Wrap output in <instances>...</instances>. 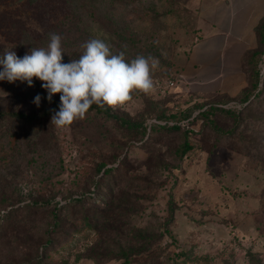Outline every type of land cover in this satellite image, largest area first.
<instances>
[{
  "label": "rangeland",
  "instance_id": "obj_1",
  "mask_svg": "<svg viewBox=\"0 0 264 264\" xmlns=\"http://www.w3.org/2000/svg\"><path fill=\"white\" fill-rule=\"evenodd\" d=\"M189 1L74 13L68 0L0 1V54L55 33L63 63L93 38L159 61L151 94L70 126L0 118V264H264V0H220L196 64L206 18ZM23 84L0 81V110L41 115L42 93Z\"/></svg>",
  "mask_w": 264,
  "mask_h": 264
},
{
  "label": "clouds",
  "instance_id": "obj_2",
  "mask_svg": "<svg viewBox=\"0 0 264 264\" xmlns=\"http://www.w3.org/2000/svg\"><path fill=\"white\" fill-rule=\"evenodd\" d=\"M82 54L70 63H63L61 37L51 33L47 48H31L23 57L5 49L0 54V81L27 82L39 79L47 90V99L60 94L59 110L54 111L51 124L57 128L83 120L92 105L116 108L132 100L134 92L145 95L154 91L152 72L159 61L151 56L138 55L130 62L125 53H113L101 38L81 45ZM37 95L34 103L40 105Z\"/></svg>",
  "mask_w": 264,
  "mask_h": 264
},
{
  "label": "trees",
  "instance_id": "obj_3",
  "mask_svg": "<svg viewBox=\"0 0 264 264\" xmlns=\"http://www.w3.org/2000/svg\"><path fill=\"white\" fill-rule=\"evenodd\" d=\"M136 1L137 0H68L71 13H74V11H76L79 3L85 6L84 8L85 10H87V8L99 7L100 10L104 8L112 11H118L119 9H122L124 7H128L129 2L135 3ZM255 32L258 37V40L264 41V19L261 21L260 25L256 28ZM23 85L25 87H29L28 84H23ZM31 87L36 88L42 93L43 100L45 102V108L42 114L33 115V114H25V113H17V112H4L0 110V118H9L22 123H37L42 120L51 119L54 114V111L59 110L60 100H58L56 97L53 96L51 102H49L47 99V95H48L47 91H44L43 87H41V85H39L38 83H33V86ZM97 111H100L101 113L103 112L102 109H98V108ZM211 111L216 112V109L212 108ZM225 113L231 114V111H225ZM169 129L179 130L180 126L176 125L170 127ZM191 149L192 146L190 145V142L186 140L182 150V155H186ZM108 172H111V170H109Z\"/></svg>",
  "mask_w": 264,
  "mask_h": 264
},
{
  "label": "crops",
  "instance_id": "obj_4",
  "mask_svg": "<svg viewBox=\"0 0 264 264\" xmlns=\"http://www.w3.org/2000/svg\"><path fill=\"white\" fill-rule=\"evenodd\" d=\"M206 1V2H205ZM226 1V0H224ZM228 4L229 2L226 1ZM206 3V4H205ZM186 8L190 9L191 11H194L197 13L198 16H201V18H206L205 20L201 21V26H199V29L201 30V35L203 36L200 42L197 44V47H195L190 55V60L194 64H196L198 61H202L204 57V52L207 51L209 54V51L211 49H214V46H205L206 37L204 35V28H208V26H217V19L216 17L222 12L223 5L220 2V0H211L207 3V0H190L185 5ZM260 15L263 16L264 12H260ZM251 25L249 23H241V33L239 36V40L245 41L247 37L249 36V33L251 30L249 29ZM256 27V26H255ZM246 47V46H245ZM197 49V50H196ZM243 51L240 52V56L242 55ZM201 65H204L203 63H200Z\"/></svg>",
  "mask_w": 264,
  "mask_h": 264
},
{
  "label": "built area",
  "instance_id": "obj_5",
  "mask_svg": "<svg viewBox=\"0 0 264 264\" xmlns=\"http://www.w3.org/2000/svg\"><path fill=\"white\" fill-rule=\"evenodd\" d=\"M171 84H174V82H171Z\"/></svg>",
  "mask_w": 264,
  "mask_h": 264
}]
</instances>
